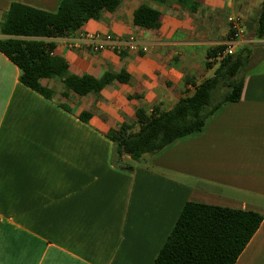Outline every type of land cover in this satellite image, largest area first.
<instances>
[{"label": "crops", "instance_id": "obj_1", "mask_svg": "<svg viewBox=\"0 0 264 264\" xmlns=\"http://www.w3.org/2000/svg\"><path fill=\"white\" fill-rule=\"evenodd\" d=\"M60 2L0 0V24L12 4L54 13ZM261 2L119 0L73 37L49 40L73 75L127 76L83 97L64 96L54 77L40 80L51 91L45 99L19 82L20 70L0 53V264H152L186 203L262 216L235 264H264V40L247 27ZM140 6L159 13L158 28L134 25ZM231 13L244 25L234 55H249L239 100L199 133L121 170L105 134L134 124L138 108L169 111L193 93L192 83L212 77L220 62L208 53L228 39ZM97 34L132 38L147 50L71 45Z\"/></svg>", "mask_w": 264, "mask_h": 264}, {"label": "trees", "instance_id": "obj_2", "mask_svg": "<svg viewBox=\"0 0 264 264\" xmlns=\"http://www.w3.org/2000/svg\"><path fill=\"white\" fill-rule=\"evenodd\" d=\"M118 6L119 0H61L56 12L48 13L12 4L0 24V35L5 37L0 39V53L20 70L22 85L47 100L51 91L40 85L42 79L60 78L63 95L73 93L79 97L99 92L115 80L124 83L126 75L120 79V74H105L96 80L71 74L66 62L53 55L55 44L49 41L73 37L85 23L98 20L103 12L113 13ZM159 16L140 6L133 14V23L156 29ZM247 27L254 39L264 40V0L256 19ZM222 49L210 51L208 57ZM248 62L245 51L226 57L212 77L197 85L192 83L193 93L167 112L147 113L138 108L134 124H122L105 134L112 143V162L121 170L132 171L133 163L143 156L199 133L217 110L239 100ZM220 90L224 93L214 102L213 95ZM262 220L255 212L186 203L152 264H235Z\"/></svg>", "mask_w": 264, "mask_h": 264}, {"label": "built area", "instance_id": "obj_3", "mask_svg": "<svg viewBox=\"0 0 264 264\" xmlns=\"http://www.w3.org/2000/svg\"><path fill=\"white\" fill-rule=\"evenodd\" d=\"M226 22L229 28V36L222 45L223 49L218 51L214 57L215 61L222 62L226 57L233 56L235 50L240 46L244 37L243 19L240 15L231 13L227 16ZM72 46L83 45L91 49L93 52H110V53H127L137 50L145 52L146 46L139 44L134 39L120 40L109 36L102 37L100 35H85L71 43Z\"/></svg>", "mask_w": 264, "mask_h": 264}, {"label": "rangeland", "instance_id": "obj_4", "mask_svg": "<svg viewBox=\"0 0 264 264\" xmlns=\"http://www.w3.org/2000/svg\"><path fill=\"white\" fill-rule=\"evenodd\" d=\"M249 69L251 70L252 68H249ZM223 93H224V90H220L218 92H215L214 95H213V101L217 102L221 98Z\"/></svg>", "mask_w": 264, "mask_h": 264}]
</instances>
